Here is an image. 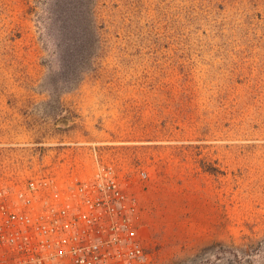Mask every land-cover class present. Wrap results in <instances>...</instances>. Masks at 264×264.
Returning a JSON list of instances; mask_svg holds the SVG:
<instances>
[{"label":"rangeland","instance_id":"obj_1","mask_svg":"<svg viewBox=\"0 0 264 264\" xmlns=\"http://www.w3.org/2000/svg\"><path fill=\"white\" fill-rule=\"evenodd\" d=\"M53 2L0 0V182L86 179L94 147L135 264H264V0H96L78 61Z\"/></svg>","mask_w":264,"mask_h":264},{"label":"built area","instance_id":"obj_2","mask_svg":"<svg viewBox=\"0 0 264 264\" xmlns=\"http://www.w3.org/2000/svg\"><path fill=\"white\" fill-rule=\"evenodd\" d=\"M60 185L48 172L0 182V264H135L146 258L136 201L114 169Z\"/></svg>","mask_w":264,"mask_h":264},{"label":"trees","instance_id":"obj_3","mask_svg":"<svg viewBox=\"0 0 264 264\" xmlns=\"http://www.w3.org/2000/svg\"><path fill=\"white\" fill-rule=\"evenodd\" d=\"M96 0H54L52 7L56 20L61 23L64 30L63 39L72 41L68 51L73 53L76 61L80 60L86 53L91 55L94 51L93 45L97 42L95 38L99 36L97 18L95 14ZM86 37L92 39V44L84 46ZM94 38V39H93ZM75 65V60L73 61Z\"/></svg>","mask_w":264,"mask_h":264},{"label":"crops","instance_id":"obj_4","mask_svg":"<svg viewBox=\"0 0 264 264\" xmlns=\"http://www.w3.org/2000/svg\"><path fill=\"white\" fill-rule=\"evenodd\" d=\"M84 169V167L81 169L82 170V172H84V173H89L90 171H89V169H88V167H85V169ZM76 176V175H75Z\"/></svg>","mask_w":264,"mask_h":264}]
</instances>
